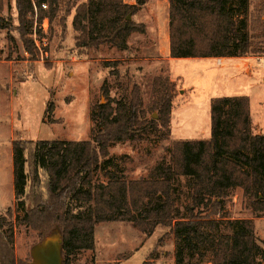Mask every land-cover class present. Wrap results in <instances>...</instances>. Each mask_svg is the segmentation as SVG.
I'll return each instance as SVG.
<instances>
[{
	"label": "trees",
	"instance_id": "1",
	"mask_svg": "<svg viewBox=\"0 0 264 264\" xmlns=\"http://www.w3.org/2000/svg\"><path fill=\"white\" fill-rule=\"evenodd\" d=\"M50 5L56 0H49ZM65 0L63 23L74 8L72 27L78 32L80 49L127 50L133 33L144 34V24L134 23L143 0L134 5L123 0ZM20 24L31 6L15 0ZM169 58H236L258 55L252 43L248 16L249 0H168ZM51 18L55 11L51 9ZM0 29L7 24L0 18ZM260 37H264V22ZM29 48V45L26 46ZM115 66V62H106ZM113 74H117L116 72ZM155 96L145 116L142 91L136 83L122 99L109 98L89 115L93 124L88 141L20 140L12 143L13 193L23 216L17 223L39 233V241L57 230L61 238L62 264L80 250L94 249L97 224L129 222L145 237L159 226L177 243L199 258L210 253V264H264V242L254 231L255 218H264V135L252 132L249 99L246 96L210 100L208 140L174 141L171 156H162L146 177L126 180L109 148L115 144L140 143L151 133L170 137V114L174 85L161 76L150 81ZM28 153V154H27ZM114 168V169H113ZM101 172L107 183H94ZM173 177L185 178L191 199L183 217L174 209ZM240 189L251 210V218L234 220L232 232L219 231V221L196 212L211 202L210 215L220 210L231 190ZM30 201V206H27ZM86 208L73 211V204ZM38 241V242H39ZM13 226L0 216V264H30L18 259L13 247ZM182 250L175 251L176 264H184Z\"/></svg>",
	"mask_w": 264,
	"mask_h": 264
},
{
	"label": "rangeland",
	"instance_id": "2",
	"mask_svg": "<svg viewBox=\"0 0 264 264\" xmlns=\"http://www.w3.org/2000/svg\"><path fill=\"white\" fill-rule=\"evenodd\" d=\"M29 1L31 8L24 23L20 24L15 0H0V18L7 24V29H0V216L13 226L14 252L22 261H31L30 249L38 243L40 235L17 223L23 216V210L16 206L13 193V141L27 143L30 149L29 143L35 141L90 140L93 124L89 115L105 100L102 86L108 89L110 99L119 100L128 95L132 84H138L145 116L157 118L156 113L148 111L155 97L150 92V81L156 76L168 78L174 85L171 110L180 108L186 116L183 120L188 128H203L208 134L210 100L246 96L243 88L232 91V87L220 78H213L215 72L212 70L202 75L209 66V60L193 58L188 62L186 59L169 60L168 56L164 57L161 47H150L156 34H131L128 38L131 46L125 51L109 47L77 48L75 43L79 33L72 27L74 8L61 23L65 0H56L53 6L49 0ZM85 1L79 0L78 3ZM41 2L48 5L47 11L38 9ZM134 2L136 4L138 0ZM143 3L146 5L141 14L157 25V0H143ZM51 9L55 11L52 18ZM154 9L157 12L151 14ZM136 15L130 16V20L134 21ZM248 16L257 56H264V37L259 36L264 22V0H249ZM43 18L49 20L46 34L38 30V24L35 26ZM34 30L35 39L32 36ZM35 41L39 42L40 51ZM27 45L30 49L26 48ZM106 62H115L116 65L107 66ZM197 69L199 72L196 74ZM115 72L117 74H113ZM254 102L253 119L257 129L264 134V113L256 108L258 105ZM173 142L171 137L164 140L159 134L151 133L140 143H119L108 151L115 165L122 168L126 180H137L146 177L162 156H171L168 149ZM107 181L101 172H97L93 182ZM185 181V178L173 177L176 217H183L186 207L191 205ZM210 205L211 202H203L196 207V212L219 221V231L223 234L232 232V221L252 217L240 189L231 190L214 215H210ZM27 206H30V201H27ZM86 206L73 204V211L83 210ZM257 228L264 233V220L257 221ZM178 246L183 252L184 264H210V253L199 258L177 243L168 234V228L159 226L150 237H145L129 222L97 224L94 249L76 252L70 264H176Z\"/></svg>",
	"mask_w": 264,
	"mask_h": 264
},
{
	"label": "crops",
	"instance_id": "3",
	"mask_svg": "<svg viewBox=\"0 0 264 264\" xmlns=\"http://www.w3.org/2000/svg\"><path fill=\"white\" fill-rule=\"evenodd\" d=\"M135 0H123L124 4L134 5ZM158 3V12L154 9L151 14L157 12V25L153 21H148L141 12L144 11V5L141 10H138V15L133 21L137 24H144L146 35H155L156 38L153 39L154 43L150 47H161L163 49L164 57L168 56L169 60H175L169 58V34H168V0H157ZM134 15V16H135ZM138 18V19H137ZM151 23V25L149 24ZM131 38V37H130ZM129 38V39H130ZM127 46H131V43L127 40ZM147 46V45H146ZM148 47V46H147ZM162 55V52H160ZM204 61L208 62L206 70L201 74L204 75L207 71H214L215 74L213 78H220L222 82L227 85H230L231 90L243 88L245 91L246 97L249 99V111L250 119L252 123V131L254 134L264 135L261 131L257 129V123L253 119V102L258 106L256 107L259 111L264 113V69L258 62V57L255 55H246L236 58H202ZM207 59V60H205ZM194 60V59H186ZM190 62V61H188ZM195 62H198L195 60ZM198 69L195 71L197 74ZM201 72V71H200ZM251 91V92H249ZM245 96V95H244ZM206 110V106L203 108ZM209 134L203 128L200 130H195L187 127V122L183 120L186 119V116L179 108L178 111L171 110L170 114V137L173 141H191V140H208L210 137V105H209ZM251 218V217H250ZM247 219V218H246ZM264 220V218H255L254 222V231L258 240L264 242V233L260 232L257 228V221Z\"/></svg>",
	"mask_w": 264,
	"mask_h": 264
},
{
	"label": "water",
	"instance_id": "4",
	"mask_svg": "<svg viewBox=\"0 0 264 264\" xmlns=\"http://www.w3.org/2000/svg\"><path fill=\"white\" fill-rule=\"evenodd\" d=\"M130 20V15L127 17ZM30 264H62L61 238L57 230L52 231L30 249Z\"/></svg>",
	"mask_w": 264,
	"mask_h": 264
},
{
	"label": "built area",
	"instance_id": "5",
	"mask_svg": "<svg viewBox=\"0 0 264 264\" xmlns=\"http://www.w3.org/2000/svg\"><path fill=\"white\" fill-rule=\"evenodd\" d=\"M33 8L36 10L37 8H36V6L35 5H33ZM38 9L40 10V11H43V12H45V11H47L48 10V5L45 3V2H41V3H39V5H38ZM38 24V25H37ZM38 26V30L41 32V33H43V34H46L47 33V31H48V29H49V20L47 19V18H43L42 20H41V22L40 23H35V26ZM33 39H35V37H36V32H35V30L33 31ZM35 45H36V47L39 49V51H40V46H39V42L38 41H35ZM43 46H45L44 44H43ZM258 57V62H259V64L262 66V68L264 69V56H261V57H259V56H257Z\"/></svg>",
	"mask_w": 264,
	"mask_h": 264
}]
</instances>
